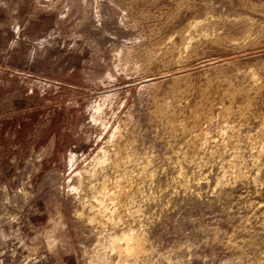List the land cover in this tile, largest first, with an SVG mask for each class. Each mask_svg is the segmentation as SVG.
<instances>
[{
	"label": "rangeland",
	"instance_id": "rangeland-1",
	"mask_svg": "<svg viewBox=\"0 0 264 264\" xmlns=\"http://www.w3.org/2000/svg\"><path fill=\"white\" fill-rule=\"evenodd\" d=\"M263 114L264 0H0V264H88L142 167L152 264H264Z\"/></svg>",
	"mask_w": 264,
	"mask_h": 264
},
{
	"label": "bare ground",
	"instance_id": "bare-ground-1",
	"mask_svg": "<svg viewBox=\"0 0 264 264\" xmlns=\"http://www.w3.org/2000/svg\"><path fill=\"white\" fill-rule=\"evenodd\" d=\"M261 121H264V114L261 116ZM233 141L234 137L232 135V137H230V143H228L231 144ZM105 157L97 159V163H99L100 166L99 168H119L121 162L128 161V156L121 157L119 153L115 155L114 158L111 156ZM132 161H134V159H132ZM143 174V167L140 171L132 169L129 172H125L120 179L121 183L123 181L125 187L123 188L122 185V188L119 187V190H114L116 180H113L114 182L108 180V175H105L102 180L100 179L101 181L99 180L100 183L98 182V185H94L95 191L90 203L88 221L96 225V227H99L102 234L94 244L88 264H152L150 257L153 255V248L150 244L149 231L143 225L137 228L131 225L134 218V211H132V207H129L128 203L127 205L123 203V207L118 209L115 207L121 206L118 205L119 202H121V198H119V200L117 198L118 196L126 193L124 196L129 198L132 193L142 187ZM115 177L118 176L116 175ZM111 178L110 176V179ZM113 204H115V208L111 209L110 205Z\"/></svg>",
	"mask_w": 264,
	"mask_h": 264
}]
</instances>
